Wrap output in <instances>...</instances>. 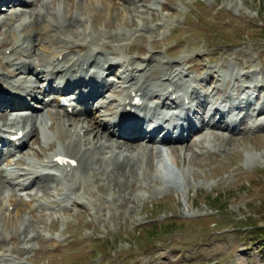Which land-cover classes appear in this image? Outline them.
<instances>
[{"label":"rangeland","instance_id":"374dc122","mask_svg":"<svg viewBox=\"0 0 264 264\" xmlns=\"http://www.w3.org/2000/svg\"><path fill=\"white\" fill-rule=\"evenodd\" d=\"M28 1L32 7L1 6L3 87H18L15 81L28 75L14 77L20 63L35 66L34 60L15 51L16 39L26 47L33 28L40 30L49 23V9L42 0ZM77 1L84 7L78 11L79 20H65L59 13L53 27L67 39V46L81 45L70 54L82 56L90 47L102 52L95 63L109 65L103 62L104 55L115 58L105 76L119 82L114 84L118 91L123 89L120 82L128 80V61L129 69L154 58L152 65L169 62L172 86L188 92L190 108L201 112L200 117L195 115L198 123L200 118L212 123L215 119L206 117L212 110L205 108L210 104L217 109L215 102L229 97L236 100L229 103L235 112L242 110L241 132L217 129L213 122L189 135L195 136L192 141L162 144L175 150L176 177L161 171L160 159L152 151L155 142L142 141L133 142L138 146L131 151L135 171L120 176L113 169L116 141L103 133L111 148L91 151L92 163L86 169L41 167L19 177L20 167L14 165L3 173L6 181L0 188V264H264L262 242L251 237L264 228V113L258 118L261 129H250L251 123H258L257 112L264 104V0ZM74 23L80 27L78 33ZM48 37L45 45L52 52L59 39ZM6 41L10 45L5 46ZM9 57L12 64H4ZM26 80L33 87L41 83L31 75ZM241 89L248 93L242 95ZM151 100L160 102L158 96ZM110 103L100 109L115 107L116 102ZM257 107L254 121L251 114ZM46 109L37 117L8 115L10 128L28 130V145L19 157L35 164L63 147L57 135L42 126L50 124ZM95 112L80 116L96 121ZM3 124L0 119V127L9 129ZM89 138L83 139L84 148L92 147ZM8 197L24 202L39 198L42 205L23 207L17 215L2 204Z\"/></svg>","mask_w":264,"mask_h":264},{"label":"bare ground","instance_id":"6f19581e","mask_svg":"<svg viewBox=\"0 0 264 264\" xmlns=\"http://www.w3.org/2000/svg\"><path fill=\"white\" fill-rule=\"evenodd\" d=\"M16 1L20 0H0V5L11 3L15 5ZM93 1V0H92ZM96 1V0H94ZM38 2H41L39 0ZM42 4L46 5L49 9L47 12L46 18L48 19V22L43 29L37 30L35 27L33 28V33L28 34L27 36L31 38V42L26 47H23L19 39H16L14 42L18 46L16 47L15 51L18 50L23 55H26L28 58L35 61V66L30 67L29 65H26L24 62L22 64L20 63L19 66H17L14 71L13 75L15 78H17L20 75L26 74L24 80H16L15 82H18V87H8L1 85L0 86V119L4 121V125L9 124L8 123V115L15 114L18 115L21 113L24 114V111L30 109V104L38 100V104L35 105V108H38L40 105L42 108L40 111H32V113H35L34 115L37 117L40 112L46 108V117L48 118V121H50V124L47 122L42 126L44 128H48L51 131H53L54 134L57 135V138L61 145L63 144V147H60L59 149L55 150L52 154H50L49 160L44 161L43 163H32L28 160H26L23 156V158L19 157V154H21L23 149L28 145V143L24 144L21 149L13 153L12 157L7 162V166H14L15 168L20 167V171L22 175L19 177H24L29 174L35 173L36 171H41L40 168L43 167L42 170L56 168L57 166H68L73 165L71 162L76 163V167L80 169H86L91 165L90 161V152L99 148L101 150H106L111 148L108 147L106 143L104 142V136L108 138L109 140L114 139L116 141V149L117 152H115L116 155L115 158H117L114 162V171L120 173V176H125L128 172H132L134 169V162L132 161L131 151L135 150L137 145L133 146V142L136 143L137 141H143L140 139V132L138 128L130 127V124L120 126L118 124V120L121 117V114H124L123 111H127V108L130 107L131 109L136 110H142L144 106H149V101L152 98L157 97V93H161L162 95L166 96L167 99H172L173 95L176 94V101L181 100V102L186 107L189 106L190 108V101L188 97V92H183L177 90L176 87L173 88V79L172 77L173 73L171 71L172 66L169 64V62L165 61H159L156 65H152L154 59L148 60V62L144 61L142 65L138 66L135 69H129L130 62L128 61L127 65L125 66L126 72L128 73L127 76L129 78V81H123L121 84L123 85V95H120L121 93L117 92L120 95V98L122 99V108L121 111H107L103 109H98L99 105H95L94 107L89 102L88 104H79L77 105L72 113H69L65 108H62L58 106V101H56L55 106L58 107V110L60 108L63 109L61 112H55L54 106L50 107L51 105L45 103L43 99L38 98L37 94H39V91L37 88L39 87H33L31 85L27 84L26 78L31 75L34 77V80H41L44 78V83L47 82V79L50 80V85L54 86L55 88H58L60 82L56 81L55 79L58 75H62L63 78H65L64 84L71 82L73 74H76L77 72H88L87 69L94 70L97 75L98 79H103L105 73L108 70H111V68L115 65V58H111L109 56L103 57V62L108 63L109 65H100L99 63H95V60L99 59V54L102 55V52L98 48H90L88 47L85 51L84 55L82 56H73V54H70L74 47L81 46L78 44H73L72 46H67L66 38L62 36V33L60 30H56L55 26H57L56 21L59 19V13H63V17L65 20L68 21H77L79 20L77 18L78 11L84 10V7L81 6L80 2L77 0H42ZM10 5V4H9ZM16 6V5H15ZM12 6V7H15ZM20 6L24 8H29L30 6H33V3L28 0H23L20 2ZM1 12V8H0ZM39 16V15H38ZM74 26H77L74 31L75 33H78L79 31V25L77 23L73 24ZM106 26V25H105ZM55 36L59 40L57 41L58 44L55 46L54 51H49L46 47L45 43L48 42V36ZM12 43V42H11ZM43 44L42 47L39 48V50L35 49L34 46ZM5 46L10 45L9 41H6L4 43ZM73 52V51H72ZM42 53H47L49 56L44 55ZM93 59V60H92ZM101 61V60H100ZM4 64L10 65L12 64L11 57L4 60ZM41 67V70L38 71L36 68ZM6 67L2 66L1 70L4 71ZM32 69V70H31ZM9 72V71H8ZM82 76V75H80ZM233 76V74H232ZM84 78V77H83ZM83 78L78 77L75 78V83L84 84L87 83ZM4 79H0V83L4 82ZM58 82V83H57ZM106 82V81H105ZM43 83V82H42ZM16 84V83H14ZM23 88V91L21 89ZM91 88V87H90ZM94 88V87H93ZM156 88L157 90H154ZM28 89V90H26ZM99 93L104 94L106 87L104 89H98L95 88ZM41 90V88H40ZM241 93H245V89H241ZM115 91V89H113ZM157 92V93H155ZM91 96H93V93L88 92ZM247 94V93H246ZM161 95V96H162ZM139 96V97H138ZM46 97V96H44ZM135 97L140 98L142 102V106L136 107L132 106V102L135 100ZM246 99V98H245ZM30 101V102H29ZM115 101L114 98L111 99L110 102ZM236 101L235 99H231L229 97H225L222 99V101H216L218 102V107L220 109H214L207 114L206 117H210V119H215V127L217 129H223L228 131L231 129V133H240L241 132V121L244 119V117L240 118L239 121L233 120L235 115V109L233 106H231L229 103ZM95 102V101H94ZM100 102H103L100 101ZM116 102V101H115ZM239 102V101H238ZM241 102V100H240ZM40 103V104H39ZM242 103V102H241ZM111 104V103H110ZM114 105V103H113ZM154 105V104H153ZM155 109H164L165 105L161 104V107L159 104H155ZM216 105V104H215ZM213 106V105H212ZM50 107V108H49ZM93 107V108H90ZM3 108H7L8 110H3ZM91 109V111L97 110V112L94 113L95 117L94 119L96 121L88 120V118H81L80 115L84 116L87 115L84 112V109ZM101 108V107H100ZM116 110H119V104L115 108ZM8 111V114L6 113ZM194 111V110H193ZM239 112V111H238ZM264 113V104L259 109V112H257V117L260 118L259 114ZM43 115V114H42ZM41 115V116H42ZM126 115V114H125ZM195 115L201 116V112H195L193 113V117L195 119ZM240 115V114H239ZM25 116V115H24ZM20 117H22L20 115ZM43 117H40L42 120ZM229 119V120H228ZM29 119H25L24 122L27 123ZM204 119L200 118V122L198 123L196 120L197 125L199 126L196 128L194 126V123L191 122L187 124V128L183 131H187L188 129L191 131H194V133H198L200 128H203V126H208L207 124H204ZM228 120V122H226ZM264 122V119L262 120ZM118 122V123H117ZM228 124H226V123ZM35 123V121H34ZM112 124H116L119 127V131L125 132L124 137L122 138H115L113 132L111 133V130L113 128ZM130 123L134 124L133 121ZM261 123V121H260ZM237 125V126H236ZM116 127V126H115ZM229 127V128H228ZM253 127V125L250 127V129ZM38 127L34 128V135L38 132ZM47 129V130H48ZM196 129V130H195ZM26 130V127L18 128L15 133L8 132L7 134L10 135H17L19 132L24 133V138L29 136L28 130ZM102 133L104 136L102 137ZM3 135V133H0ZM36 136V135H35ZM86 136H90L89 144H91V148L87 149L83 147V139ZM172 140H162L160 142H156L155 140H149L148 142H155V146L152 147V151L156 154V157L160 159V166L161 171L170 176V177H176L177 172L174 169V164L176 161H173V156L175 154V150L172 148L171 150H167V152L164 154L161 152L160 147L158 144H166L171 142ZM176 142L182 141L181 144L185 143L186 137L183 134L179 135L175 140ZM132 142V143H128ZM165 146V145H163ZM53 146L51 147V149ZM103 152V151H102ZM4 156V155H3ZM58 157V158H57ZM103 161H109V159L101 158ZM122 160V162H121ZM177 163V162H176ZM178 164V163H177ZM176 165V164H175ZM37 168V169H35ZM32 170V171H31ZM133 171V172H134ZM12 172V171H11ZM11 174V173H10ZM44 174V173H43ZM6 179L3 176V172H0V188L2 187L3 182H5ZM9 199L2 203L3 205L7 203V208H12L16 212L17 215H21L22 212H24V208L27 207L28 209H32L36 207L37 205L41 204L39 198H33L30 202H24L22 199H11V197H8ZM24 207V208H23ZM27 210V209H26ZM9 261V260H8ZM1 262H7L6 259H2Z\"/></svg>","mask_w":264,"mask_h":264},{"label":"trees","instance_id":"16d2710c","mask_svg":"<svg viewBox=\"0 0 264 264\" xmlns=\"http://www.w3.org/2000/svg\"><path fill=\"white\" fill-rule=\"evenodd\" d=\"M251 237H254L256 242L261 241V247L264 249V228L259 227L251 234ZM254 244V243H253Z\"/></svg>","mask_w":264,"mask_h":264}]
</instances>
